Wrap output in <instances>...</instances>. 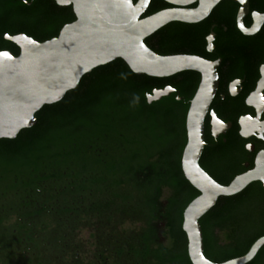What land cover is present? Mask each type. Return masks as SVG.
I'll list each match as a JSON object with an SVG mask.
<instances>
[{
	"label": "trees",
	"instance_id": "1",
	"mask_svg": "<svg viewBox=\"0 0 264 264\" xmlns=\"http://www.w3.org/2000/svg\"><path fill=\"white\" fill-rule=\"evenodd\" d=\"M75 19L55 0H0V51L19 55L7 34L43 42ZM209 30L210 21L174 22L145 42L160 55H202ZM217 32L227 54L229 35ZM165 84L119 58L43 106L35 126L0 139V264H176L178 254L192 264L180 224H168L170 243L160 238L162 201L195 195L180 168L188 103L174 95L147 102ZM195 89L187 82L179 94ZM204 240L211 254L209 229Z\"/></svg>",
	"mask_w": 264,
	"mask_h": 264
},
{
	"label": "water",
	"instance_id": "2",
	"mask_svg": "<svg viewBox=\"0 0 264 264\" xmlns=\"http://www.w3.org/2000/svg\"><path fill=\"white\" fill-rule=\"evenodd\" d=\"M59 6H72L76 19L66 24L57 37L39 42L26 34L5 35L19 49L14 56L0 51V139H14L23 129L37 124L35 114L45 105L61 101L66 93L75 89L82 77L93 69L122 59L133 73L151 77H168L182 71H196L201 83L191 100L187 117V144L182 165L187 179L201 192L185 210L183 230L188 239V256L192 264H247L264 246V236L256 240L241 257L222 263L210 261L204 255V240L199 218L219 196H230L241 191L257 179L253 174L236 178L230 185L215 182L199 165L204 147V116L217 89L218 63L195 55H159L144 40L170 22L197 23L204 19L220 0H164L179 7L160 11L143 20L140 15L150 0H55ZM242 4L239 17L249 8ZM198 2L195 9H183ZM182 8V9H181ZM264 20V16L261 17ZM246 32L252 34L257 30ZM214 35L208 38L212 50ZM263 78L257 87L264 89ZM173 89L154 90L147 94L150 104L168 96ZM264 155L260 159L263 163Z\"/></svg>",
	"mask_w": 264,
	"mask_h": 264
},
{
	"label": "flooded vegetation",
	"instance_id": "3",
	"mask_svg": "<svg viewBox=\"0 0 264 264\" xmlns=\"http://www.w3.org/2000/svg\"><path fill=\"white\" fill-rule=\"evenodd\" d=\"M247 1L248 11L241 17L239 13L242 4L238 0H220L204 19L191 23L201 24L210 21L204 54H169L195 55L209 62L218 63L219 83L203 120L204 147L199 158L200 167L222 186H228L236 178L247 174H253L257 178L234 195L219 196L213 206L199 218L203 240L205 230L209 229L215 246L211 254H207L208 247L204 240V255L215 263L244 256L253 243L264 236V161L260 162L264 155V89L262 93L256 94L258 83L263 78L262 68H264V20H261L264 16V0ZM133 2L136 4L138 0ZM198 5L199 3L195 2L183 9H195ZM170 9H179V7L164 0H150L139 19L143 20L160 11ZM172 23L174 22L161 27L146 39H151ZM255 27L258 28L252 34H244L241 30L249 32ZM217 30H223L229 35L227 42L231 47L227 54H221L217 49L216 41L219 38ZM211 34L214 35V40L212 50L209 51L207 38ZM145 44L147 45L146 42ZM164 78L165 86L153 89L152 92L170 87L173 91L165 97L174 95L178 101L184 100L188 103L189 109L191 100L201 83V74L188 70ZM187 82L196 85L195 92L189 98L179 94V87ZM186 144L187 130L180 168L185 181L194 189L195 195L190 201H178L175 205H171L170 201H162L160 238L163 244L170 243L167 238V233L171 234L170 228H167L168 224L174 222L180 224L178 226L186 238V248L185 244L183 248L188 255V239L183 230L184 214L189 204L198 198L201 192L187 179L183 170L182 159ZM254 238H256L255 241L249 245V239ZM224 251L231 253L234 251V254L236 252L238 255L227 258ZM177 261L176 264H185L184 255L181 257L178 254ZM247 264H264V246Z\"/></svg>",
	"mask_w": 264,
	"mask_h": 264
}]
</instances>
